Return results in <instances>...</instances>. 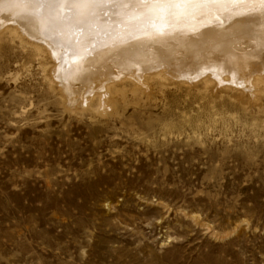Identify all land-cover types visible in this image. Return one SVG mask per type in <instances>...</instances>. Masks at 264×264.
<instances>
[{
    "label": "rangeland",
    "instance_id": "rangeland-1",
    "mask_svg": "<svg viewBox=\"0 0 264 264\" xmlns=\"http://www.w3.org/2000/svg\"><path fill=\"white\" fill-rule=\"evenodd\" d=\"M43 43L0 16V264H264V84L244 81L250 67L199 74L203 52L226 57L211 43L186 58L178 42L145 84L108 62L110 94L67 90L54 71L70 50Z\"/></svg>",
    "mask_w": 264,
    "mask_h": 264
},
{
    "label": "bare ground",
    "instance_id": "bare-ground-1",
    "mask_svg": "<svg viewBox=\"0 0 264 264\" xmlns=\"http://www.w3.org/2000/svg\"><path fill=\"white\" fill-rule=\"evenodd\" d=\"M8 15H15L26 33L43 38L38 49L42 45L50 47L56 56L61 46L66 52L70 50L69 55L56 57L54 73L58 72L63 89H71L74 82H87V91L102 85L110 94L104 73L99 70L108 62L121 68L119 75L130 74L145 84L150 77L147 74H153L149 71L159 67L156 58L165 50L161 45H171L172 51L178 42L182 46L179 44L176 50H184L186 58L211 43L215 45L212 50L226 57L225 63H214L210 57L207 61L203 52L201 63L205 65L197 70L199 74H206L209 64L228 69L232 75L250 67L244 81L254 86L264 84V0H0L1 20ZM148 21L149 26L155 23L154 30L147 26ZM80 27L83 34L78 36ZM71 33L80 40L75 41ZM157 43L160 46L154 47ZM236 43L245 44L250 51L243 55L234 52ZM142 44L143 48L137 46ZM210 53L214 56L213 51ZM178 59L174 57L173 65ZM172 63L166 60L168 66ZM90 67H97V72ZM253 71L258 72L256 76ZM155 74L164 75L163 70Z\"/></svg>",
    "mask_w": 264,
    "mask_h": 264
}]
</instances>
